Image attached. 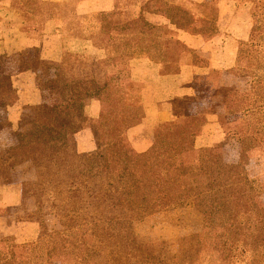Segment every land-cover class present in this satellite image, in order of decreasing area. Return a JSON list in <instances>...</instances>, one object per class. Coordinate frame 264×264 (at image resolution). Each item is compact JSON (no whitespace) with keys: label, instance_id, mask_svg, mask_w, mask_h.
I'll return each mask as SVG.
<instances>
[{"label":"trees","instance_id":"trees-1","mask_svg":"<svg viewBox=\"0 0 264 264\" xmlns=\"http://www.w3.org/2000/svg\"><path fill=\"white\" fill-rule=\"evenodd\" d=\"M186 1L190 7L177 0H115L114 8L110 11L80 16L73 9L75 0L62 3L9 0L14 12L38 25L45 19H52L65 43L77 42V49L86 44L90 50L100 53L66 48L60 62L39 65L37 72L40 81L46 87L57 86L58 99L51 106L34 108L35 118L41 124L40 133L28 137L16 135L15 144L8 149L6 160L8 165H12L31 159L36 167L37 179L27 182L23 192L34 199V212L27 216L37 220L40 231L36 241L24 245L22 263L14 262L12 245L7 244L5 251H0V264H48L50 255L65 253L62 250L65 226L74 229L72 233L77 243L83 240L79 230L89 225L98 229L101 240L110 230L111 223L119 224L127 214L137 216L133 217L134 220L140 221L142 215L189 204L200 212L210 228L231 229L227 239L209 243L211 251L218 253L216 256L223 258L224 264L233 261L235 255H239L236 262L241 261L245 250L246 264H264V205L259 207L255 202L259 191L246 172L245 155L241 152L236 162H225L210 148L201 147L197 151V162L186 165L181 153L192 149L193 138L203 122L184 113L185 99L172 102L170 122L156 126L152 146L133 158L128 159L124 152L113 151L117 150L120 141L119 130L114 127L115 133L111 128L115 121H103L101 125L104 114L100 110L95 123L105 130L101 139L93 131V125L89 124L95 149L72 156L65 152V133L83 127L78 123L80 111L72 112L79 107V103L75 102L79 98L96 96L99 87H103L105 80L111 77L115 64L119 66L123 60V65L130 66L133 59L146 58L158 64L161 72L171 73L182 62H203L178 40L175 33L189 28L190 32H197L196 18L205 13L210 16L204 11L206 8L210 10V7ZM246 3L250 5V16L256 23L254 34H251L248 45L246 43L247 50V46H252L254 36L256 40L264 36V0H246ZM173 10L184 18H175L177 13ZM154 11L166 15L167 24L163 28L168 30L161 32L164 36L154 32L156 39L151 41L145 39L143 34L158 26L150 23L144 15ZM40 29L38 26L36 32ZM33 30L31 26L26 29L28 32ZM169 31H173L175 39H170V35L165 36ZM243 42L239 43L240 46ZM171 44H178L180 48L168 54L167 48ZM240 46L237 47V58ZM148 49L152 50V54L146 52ZM167 65L174 66L173 70L166 71ZM99 79L105 82L98 85L96 81ZM258 79L257 82L264 88V79ZM253 90L254 83L246 94ZM230 100L229 94L223 99L226 114L249 109L255 114L257 109L264 107V95L254 94V97L246 99L242 107L233 108L235 103H230ZM139 104L142 109L140 101ZM74 117L77 119L74 120ZM255 117L256 128L244 126L232 132V136H236L240 144L246 147L264 142V131L259 127L261 116L258 119L255 114ZM120 125L124 124H116L118 128ZM129 126H125V129ZM176 131H181L182 136L174 138ZM162 135L164 144L161 143ZM171 137L174 139L166 142ZM46 214H52L57 223L64 226L51 232V235L58 234L59 238L54 239L45 230L42 217ZM78 258L83 259L81 255ZM81 264H84L83 260Z\"/></svg>","mask_w":264,"mask_h":264},{"label":"crops","instance_id":"crops-1","mask_svg":"<svg viewBox=\"0 0 264 264\" xmlns=\"http://www.w3.org/2000/svg\"><path fill=\"white\" fill-rule=\"evenodd\" d=\"M44 1L62 3L70 0ZM190 1L198 5H212L210 16L205 13L196 18L195 25L203 29L202 33L178 31L177 35L178 40L203 62H182L171 73L161 72L158 64L146 58H136L130 62L128 80L140 85L138 98L142 117L123 133L127 150L132 153L129 157L142 154L152 146L155 127L170 122L172 118V102L185 99L184 113L202 115L203 124L193 138V148L182 153L183 162L195 161L198 148L212 145H216L215 150L224 161L237 160V139L228 135L237 124L233 125L234 121L232 125L227 123L226 131L223 129L225 120L234 118L237 113H225L221 96H217L219 87L204 93L205 88L199 90L195 79L198 78L203 86L204 79H208L213 87L217 82L215 73L235 66L238 44L250 37L256 23L249 14L248 5L239 4L236 0ZM114 4L115 0H75L73 9L82 16L110 11ZM10 5L9 0L0 1V251H5L7 244H11L12 250L18 254L14 260L19 263L24 245L34 242L40 231L37 220L27 216L34 212V199L23 192L27 182L37 179V171L31 159L8 165L7 152L15 144L16 135L28 137L40 133L41 124L35 118L34 108L51 106L58 99L56 86L46 88L41 85L37 72L39 65L60 62L66 48L86 53L90 47L84 44L77 49V42L65 43L52 19H45L38 25L14 12ZM205 10L210 13L208 8ZM29 26L34 28L32 32L26 31ZM38 26L41 29L36 32ZM90 52L100 53L92 49ZM210 91L214 92V96ZM99 108L98 98L89 97L83 102L82 112L89 121L94 122L98 118ZM64 142L71 156L91 152L96 147L89 125L66 132ZM257 150L252 146L247 153L258 156ZM259 177L264 175L255 173L254 178ZM256 184L260 189L258 196L264 197V183ZM166 212L169 211L153 215ZM49 217L56 221L52 214H46L42 217L43 223L46 224L45 220Z\"/></svg>","mask_w":264,"mask_h":264},{"label":"rangeland","instance_id":"rangeland-1","mask_svg":"<svg viewBox=\"0 0 264 264\" xmlns=\"http://www.w3.org/2000/svg\"><path fill=\"white\" fill-rule=\"evenodd\" d=\"M177 1L182 4L185 3L186 7H190L186 0ZM237 2L239 4H247L250 14L251 8L250 5L246 3V0H237ZM209 7H212V5L210 4ZM209 11V14L211 15L212 10L210 9ZM174 12L177 13V16H175V18H178V20L184 18L180 17V15L182 14L178 11ZM144 16L150 23L158 26V28L152 31L150 30L144 32L143 37L152 41L154 38L156 39V37L154 36L155 33L164 36L161 34V32L163 30L165 31V29L166 31L168 30L167 28H163V25L167 24V19L165 17L166 15L163 12L154 11L151 13H145ZM197 28L199 30H196L202 33L203 29L200 27ZM185 30L190 32V28ZM253 32L254 31H252L251 34H254ZM177 34L178 32L175 33V35ZM168 35L171 36L170 39H175L173 37V31L167 32L165 36L168 37ZM255 38L256 37L254 36L251 41V43L253 44L252 46H247V50L246 43L248 45V43L250 42V37L245 42H243L244 44L242 43L241 46L240 44H238V46L241 47V51L238 53L239 58L236 57L235 66L231 69L225 71L221 70L218 71V73H215L217 75V82L213 87L211 86L212 83H210L208 79H204V87L199 83L200 81H198V78H196L195 85L199 86V90H204L205 88L204 93H207V91H209L210 89L214 91L217 87H219L217 96H221V104H224L223 99L226 95L229 94V97L231 99L230 103H235V106L233 108L245 106L246 99L249 100V98L254 97V94L260 96L264 95V88L259 84V82H257L259 80L258 77L264 79V51L261 52V50L264 49V36L261 37V40H256ZM179 48L180 47L178 46V44L169 45L167 48L169 52L168 54H173L175 51L179 50ZM243 48H245V51H243ZM151 51V49H148L146 52L152 54ZM196 56L198 57V55ZM121 63L122 64H119V66H117V64L113 66L112 75L111 77L109 76L110 79L108 77L109 80L106 79V83L104 84V86L99 87L100 90L98 91L96 96L92 97H96L98 98V100H100L99 110L104 114V119L102 120L101 125L103 121L111 123L115 121L116 124L122 122V124H124L122 126L120 125L119 128L116 126V124H112L111 126V128L113 127V132L116 133L114 127L119 130L118 136L120 137V141L118 140L119 146L117 145V150L113 151H120L122 153L124 152L129 159L133 157H129L130 155H132V153L127 150L123 133L125 130V126H127L128 124L131 125L141 118L142 109L140 107L138 98L140 85L128 80L129 65H123V60ZM165 68L166 71L173 70L174 66L167 65ZM105 81L99 79L96 81V83H98V85H102V83ZM253 83V92H251L250 94H246L247 91L251 90ZM41 85L43 87H46V85H43L42 82ZM233 94H235V97H233ZM203 95L205 94H202V96ZM211 95L214 96V92H211ZM86 98H79L75 102L77 104L79 103V107H76L75 110L73 109L72 112L76 113L80 111L81 117L78 123L81 124V126L82 124L83 126L87 124L93 125V131L97 136H99V139H101V137H103L105 133L104 128H102V126H98L95 123L97 119L96 121L91 122L82 112L83 102ZM184 104L185 103H183V107ZM222 107L224 109V105H222ZM255 114L258 119L261 116V124L259 125V127L260 130L264 131V107L261 109H257L255 111ZM255 114L253 110L250 109L237 112V115H235L234 118L225 120V125H223L224 131H226L228 127L227 125H230L233 121L235 122V124L233 122V125L237 124V127H235V129H233L232 127L233 130L228 132L229 136L232 135V132L235 133V131L240 130L244 126H246L248 129L256 128L257 120ZM189 116L198 118L199 121L203 122L202 115ZM73 119L76 120L77 118L74 117ZM195 127H197V124ZM182 134L183 133L181 131H176L175 133H173V137L176 138L178 136H182ZM173 137L166 140V142H170L171 139H174ZM234 137L237 139V160L239 159L240 153L243 152L245 155L246 172L259 191L254 199L256 204L261 207L264 205V197L258 196L260 194V189L258 188L256 183H264V177H254L255 173L264 175V142H256L251 146L246 147L245 145L240 144L236 136ZM161 138H163V141H161V143L164 144V135H162ZM187 140L188 142H190V137H188ZM231 143H229V145L232 147ZM215 146L216 145L207 146V148H210L212 151H214L216 149ZM230 146L228 148H230ZM252 146L255 147V149L260 150L256 151V153H258V156H255V153L250 155L247 153V149ZM232 148H234V146ZM199 149L200 148H198L197 151ZM65 152L69 156L66 148ZM214 152L221 156V154L216 152V150ZM197 156L198 153H196L195 161L185 164H195L197 162ZM45 197L47 198L46 194ZM165 211L169 212L158 215H153L154 213L147 216L142 215L143 217L140 221L134 220L133 217L137 216H131L127 214L124 219H121V222L119 224L111 223L110 230H108V233L106 234V236H104L105 238H103L102 236L101 240H99L98 238V229L89 225L79 230V233H82L83 240L81 243H77L76 241H74V234L72 233L74 229L65 226L66 231H64L63 233H65L66 236H64L65 240L62 244V250H65V253L50 255L47 259L48 264H81L82 260L84 264H224V259L217 257L216 255H218V253L211 251V245L209 243L227 239L231 234V229L229 227L210 228L200 212L190 204ZM45 221L46 224L43 223L45 230L48 233L50 232V236L54 237V239L59 238L58 234L51 235V232L62 229L64 228V226L59 225L57 221L52 220V218L50 217L46 218ZM24 251L19 263H22L23 261ZM76 251H78V254L76 253ZM236 252H238V250L235 251V254H237ZM13 255L16 258L18 257V254L16 255L14 251ZM79 255L83 257L82 260L78 258ZM236 257L239 258V255H235V257H233L234 262L231 260L229 264H246V250L242 254V257H240L242 259L241 261L236 262ZM14 262H16V260H14Z\"/></svg>","mask_w":264,"mask_h":264}]
</instances>
